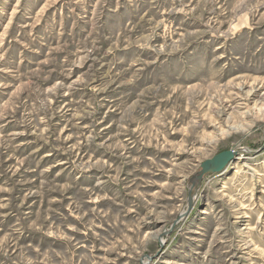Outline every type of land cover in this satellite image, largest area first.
Wrapping results in <instances>:
<instances>
[{
  "label": "rangeland",
  "instance_id": "374dc122",
  "mask_svg": "<svg viewBox=\"0 0 264 264\" xmlns=\"http://www.w3.org/2000/svg\"><path fill=\"white\" fill-rule=\"evenodd\" d=\"M0 264H264V0H0Z\"/></svg>",
  "mask_w": 264,
  "mask_h": 264
},
{
  "label": "water",
  "instance_id": "95a60500",
  "mask_svg": "<svg viewBox=\"0 0 264 264\" xmlns=\"http://www.w3.org/2000/svg\"><path fill=\"white\" fill-rule=\"evenodd\" d=\"M236 152H238V151H233V150L223 151V152L217 154L216 156H214L213 162H217L219 170L223 169L224 166L228 163V161L234 157ZM207 169H208V167H206V170ZM194 178L195 177H193L192 179H194ZM199 179H198V183H199ZM198 183H197V186H198ZM195 193L191 192V189H190V202L193 200L192 198L194 197Z\"/></svg>",
  "mask_w": 264,
  "mask_h": 264
},
{
  "label": "bare ground",
  "instance_id": "6f19581e",
  "mask_svg": "<svg viewBox=\"0 0 264 264\" xmlns=\"http://www.w3.org/2000/svg\"><path fill=\"white\" fill-rule=\"evenodd\" d=\"M231 160V159H230ZM229 160V161H230ZM218 165V164H217ZM213 167L214 169L216 168V166L214 165V164H212V162L210 163V164H207V166L206 167ZM204 171H206V169L204 170V169H201L200 171H199V173L196 175V180H198V178L201 176V174H203L204 173ZM192 192V191H191Z\"/></svg>",
  "mask_w": 264,
  "mask_h": 264
}]
</instances>
